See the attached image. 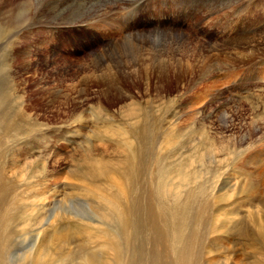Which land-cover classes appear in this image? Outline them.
<instances>
[{
	"label": "rangeland",
	"instance_id": "1",
	"mask_svg": "<svg viewBox=\"0 0 264 264\" xmlns=\"http://www.w3.org/2000/svg\"><path fill=\"white\" fill-rule=\"evenodd\" d=\"M53 1L0 34L6 263L264 264V0Z\"/></svg>",
	"mask_w": 264,
	"mask_h": 264
},
{
	"label": "bare ground",
	"instance_id": "2",
	"mask_svg": "<svg viewBox=\"0 0 264 264\" xmlns=\"http://www.w3.org/2000/svg\"><path fill=\"white\" fill-rule=\"evenodd\" d=\"M17 1V0H16ZM53 0H35V1H28V0H20V2H19V4H15L14 3V10L16 9L17 10V12H16V16H14V12L16 11H13V9H12V7H10V8H8V9H6V10H4L6 7H7V5H6V2L4 1L3 3H1L0 2V34L1 33H7V34H10L13 30H18L21 26H23V24L24 23H26V22H30V24L31 23H34V25L36 26V24H39V25H41V24H44L43 22H44V19L46 20V18H48L50 15H51V11H50V9H51V6H53L55 3H53L52 2ZM8 2L10 3V0H8ZM32 2V3H31ZM12 5H13V3H11ZM11 5V6H12ZM57 5V4H56ZM10 6V5H9ZM55 7V6H54ZM80 7V6H79ZM56 8V7H55ZM57 10V9H56ZM82 13V12H81ZM25 17V19H21L20 17ZM12 17H15V21L13 20V18ZM23 17V18H24ZM83 18V17H82ZM49 19V18H48ZM82 20V19H81ZM21 21V22H20ZM47 21V20H46ZM80 21V20H79ZM23 22V23H22ZM47 23V22H46ZM45 23V24H46ZM19 24V26H16V25H18ZM77 27H78V25H77ZM85 30V29H84ZM19 32V31H18ZM51 35V34H50ZM89 35V34H88ZM241 35V34H240ZM15 36V35H14ZM239 36V35H238ZM4 38V37H3ZM252 38V37H251ZM260 38V37H259ZM255 39H257V38H255ZM246 37H244V36H239L238 38H237V43H234V42H231V43H234L235 45H234V47L235 46H238L239 48L242 46V44H243V42L245 43L246 41ZM249 41V40H248ZM252 41V40H251ZM250 41V42H251ZM5 42H7L8 43V40L7 41H5ZM253 42H254V40H253ZM255 42H256V44H257V41L255 40ZM261 42V41H260ZM255 44V45H256ZM262 44V43H261ZM261 44H259V45H261ZM246 46H249L250 44H245ZM255 45H254V47H255ZM230 46V45H229ZM232 46V45H231ZM262 46V45H261ZM264 46V45H263ZM243 47V46H242ZM257 47V46H256ZM251 48H253V47H251ZM236 49H238V48H236ZM244 49V48H243ZM246 49V48H245ZM261 49V48H260ZM249 50V49H248ZM255 50V49H254ZM230 51V50H229ZM244 51V50H243ZM257 51V50H256ZM252 52H254V51H252ZM255 53V52H254ZM258 53V52H257ZM24 57V56H23ZM203 57V56H202ZM112 58V57H111ZM198 59V58H197ZM232 60V59H231ZM103 62H104V59L102 60ZM106 61V60H105ZM237 60H235V62H236ZM108 64H109V62L108 61H106ZM242 62H243V60H242ZM118 63V62H117ZM211 63V62H210ZM119 64L121 65V63L119 62ZM230 64V63H229ZM125 66H127V65H125ZM97 67H95V69H96ZM127 68V67H126ZM215 68V67H214ZM131 69V68H130ZM102 70V69H101ZM120 69H118L117 71H119ZM128 70V69H127ZM135 70V69H134ZM124 71H125V69H124ZM129 71V70H128ZM122 72V71H121ZM118 73V72H117ZM116 73V74H117ZM185 73V72H184ZM213 78H214V76H213ZM119 79V78H118ZM211 83V82H210ZM109 85V84H108ZM144 90V89H143ZM145 92V91H144ZM127 93V92H126ZM116 95V94H115ZM137 105V104H136ZM138 107V106H137ZM138 111V110H137ZM137 111L135 110V113H137ZM151 112V111H150ZM174 114H175V112H174ZM173 114V115H174ZM132 115V114H131ZM135 115V114H134ZM134 117V116H133ZM137 117V116H136ZM174 118H176V117H174ZM135 120H137V119H135ZM149 120H151V118L149 119ZM167 121V120H166ZM143 122H145L146 123V121L145 120H143ZM135 123V122H134ZM140 123H142V122H140ZM178 123V122H177ZM133 124V123H132ZM152 124V123H151ZM164 124V123H163ZM141 125V124H140ZM150 126V125H149ZM178 126H179V124H178ZM151 128V127H150ZM149 130V127H147V125H143V127H142V137L144 138V139H146L147 138V133L149 132L148 131ZM172 131V130H171ZM180 132V131H179ZM178 133V132H177ZM176 133V134H177ZM165 135V134H164ZM141 141V144H145V142L143 141V140H140ZM137 142H135V144H136ZM172 143V142H171ZM135 146H137V145H135ZM142 148H145L144 149V154H145V156H143L142 155V152H141V150L140 149H142ZM150 148H146V147H139V148H137V151H135V152H138V155H135V154H132V156H129V160H128V162L130 163V164H128V165H130V170H131V174L132 175H136V171H137V174H138V172H139V170H138V167L139 166H141V165H143L144 163V159H147L149 162H151V155H149V152H148V150H149ZM133 152V151H132ZM134 155H135V159H134ZM89 156V155H88ZM98 165V164H97ZM134 165H137V170L135 169V167H134ZM97 168H98V166H97ZM140 168V167H139ZM101 170V169H100ZM2 170L0 169V213H1V215H0V218H2L1 216H2V214L5 212L4 211V207H3V202H2V200H4L5 199V197H6V195H4L5 194V190L3 191V189L4 188H6L7 186H6V184H7V182L4 180V178H3V176L1 175L2 173ZM112 172V170H106L105 172H104V177H106V176H108L110 173ZM102 173V172H101ZM128 173V172H127ZM173 176L172 177H174V174H172ZM162 175H160V177H161ZM153 177V176H152ZM151 177V178H152ZM176 179H178V180H180V181H184V182H187V181H189L190 182V178L188 177V176H186V175H184L183 173H180V175L179 176H177V177H175ZM174 179V178H173ZM159 180V179H158ZM263 181V180H262ZM163 183V182H162ZM179 186H181V184H179ZM162 189V191L163 190H165L166 192H168L169 191V189H170V186L168 185V184H163L162 185V187H161ZM123 191V190H122ZM166 192H164V193H166ZM196 192V191H195ZM8 193V192H7ZM125 193V192H124ZM181 195H183V194H181ZM54 197V196H53ZM102 199L104 200V202L109 206V207H111V208H114L116 211L115 212H113V213H116L115 215H117L118 217H117V219H119L118 221L121 223V224H123V226H124V223L125 224H128L126 221V218H127V215H126V213L122 210V209H120V206L118 205V199L115 197V200L113 201V202H110L109 200H108V196H105V195H103L102 196ZM123 199V198H122ZM120 203V202H119ZM251 210V209H250ZM177 211V210H176ZM179 211V210H178ZM175 213V212H174ZM176 213H178V212H176ZM175 213V215H177ZM4 216V215H3ZM182 216V217H181ZM180 217L181 218H179V220H178V218H176L178 221L177 222H175L174 223V221H172L171 222V225L175 228V232H176V243L175 244H178V245H180V243H179V240H180V235H181V233H182V231H183V227L181 226V224H183V222H184V209L183 210H181V214H180ZM122 220V221H121ZM174 220V219H173ZM176 221V220H175ZM130 222V221H129ZM131 224L130 225H132V222H130ZM174 224H175V226H174ZM134 225V224H133ZM126 226V225H125ZM124 226V227H125ZM5 227V226H4ZM127 228H129L128 226H126ZM126 228V229H127ZM134 229V228H133ZM6 230V229H5ZM8 230V229H7ZM129 230V229H128ZM127 230V231H128ZM131 230V229H130ZM135 230V229H134ZM3 231V230H2ZM1 227H0V264H8V263H6V259H5V254H4V252H6L7 250H5L4 251V247H3V242L4 241H2L1 242V240L5 237L4 236V234H1ZM128 234H129V231L127 232ZM130 233H131V231H130ZM7 234V233H6ZM38 234V233H37ZM40 234V233H39ZM59 235H62V234H59ZM112 235V236H111ZM111 235H107L106 233H99L98 234V236H94L95 238H97V237H100L101 238V240H102V247H106L105 249H106V253H105V256L106 257H109L108 259H110V260H113V259H117V254L118 253H120V252H122V249H121V247H117V243L114 241V239H113V236H115V234H113V232L111 233ZM184 235V234H183ZM183 235H181V236H183ZM3 236V237H2ZM38 236V235H37ZM117 236V235H116ZM128 236V235H127ZM89 237V236H88ZM184 237V236H183ZM17 238V237H16ZM7 239H8V237H7ZM52 239H56V240H58L57 238H52ZM59 239H60V237H59ZM115 239H116V237H115ZM172 240V239H171ZM192 240V239H191ZM6 241H9V239L8 240H6ZM78 241V240H77ZM58 242V241H57ZM107 243H112L113 245H109V244H107ZM18 244V243H17ZM174 245V244H173ZM99 246V245H98ZM184 246V245H183ZM42 247V246H41ZM41 247H39V250H40V248ZM175 247V246H174ZM7 248V247H6ZM176 248V247H175ZM47 251V250H46ZM93 251V250H92ZM104 251V250H103ZM124 251V250H123ZM8 252V251H7ZM8 254H9V252H8ZM41 254V253H40ZM55 254H57V253H55ZM67 254V253H66ZM121 255V254H120ZM176 255V254H175ZM53 256H54V254H53ZM40 257V256H39ZM97 257V256H96ZM93 258L94 257H92V258H87V259H85V263L86 264H101V263H98L99 261H95V260H93ZM178 258V257H177ZM40 259V258H39ZM99 259V258H98ZM37 260V259H36ZM48 261L49 263H52V261H53V258H52V260H51V258H47V257H45L44 259H43V262L42 263H39L38 262V260L37 261H35L33 264H43L44 263V261ZM61 260V259H60ZM262 260H264V256H262ZM30 261V260H29ZM42 261V260H41ZM40 261V262H41ZM54 261H56V260H54ZM65 261V260H64ZM102 261V260H101ZM114 261V260H113ZM36 262H38V263H36ZM47 262V263H48ZM103 262V261H102ZM46 263V264H47ZM64 263V262H63ZM109 262L107 261H105L103 264H108ZM115 263V262H114ZM113 263V264H114ZM191 263V257H190V248L187 250V247H183V248H181V252L179 253V264H190ZM56 264H58V263H56ZM110 264V263H109ZM171 264V263H170Z\"/></svg>",
	"mask_w": 264,
	"mask_h": 264
}]
</instances>
